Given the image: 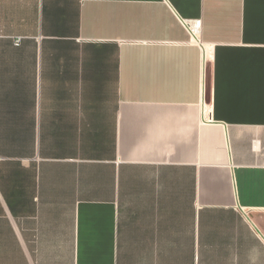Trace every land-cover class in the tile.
Instances as JSON below:
<instances>
[{"label": "crops", "instance_id": "crops-1", "mask_svg": "<svg viewBox=\"0 0 264 264\" xmlns=\"http://www.w3.org/2000/svg\"><path fill=\"white\" fill-rule=\"evenodd\" d=\"M0 264H264V0H0Z\"/></svg>", "mask_w": 264, "mask_h": 264}, {"label": "built area", "instance_id": "built-area-1", "mask_svg": "<svg viewBox=\"0 0 264 264\" xmlns=\"http://www.w3.org/2000/svg\"><path fill=\"white\" fill-rule=\"evenodd\" d=\"M185 28L187 29L188 33L190 34L191 40L195 43H198V35L200 32L201 21L200 20H193V21H184L183 22ZM21 39H16L14 41L15 45L18 46Z\"/></svg>", "mask_w": 264, "mask_h": 264}]
</instances>
